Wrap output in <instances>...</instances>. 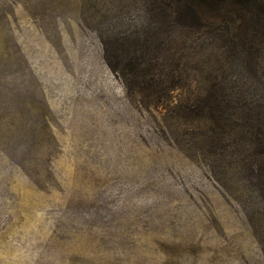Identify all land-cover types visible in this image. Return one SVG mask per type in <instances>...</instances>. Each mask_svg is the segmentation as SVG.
<instances>
[{
	"label": "rangeland",
	"instance_id": "1",
	"mask_svg": "<svg viewBox=\"0 0 264 264\" xmlns=\"http://www.w3.org/2000/svg\"><path fill=\"white\" fill-rule=\"evenodd\" d=\"M165 10L0 0V264H264V155L237 139L264 113V21L220 40ZM212 84L229 140L194 127Z\"/></svg>",
	"mask_w": 264,
	"mask_h": 264
},
{
	"label": "trees",
	"instance_id": "2",
	"mask_svg": "<svg viewBox=\"0 0 264 264\" xmlns=\"http://www.w3.org/2000/svg\"><path fill=\"white\" fill-rule=\"evenodd\" d=\"M161 1L163 7L166 9L165 16L167 19L170 20L176 30L186 35L205 30L210 34H217L220 40L227 39L229 32L225 31L226 29H222V24L241 21L244 29L248 30L246 27H248L250 22L262 23L264 21V0ZM248 55L253 54H245L242 56ZM214 90L215 85L212 84L209 90L200 89L196 93L195 99L197 104L194 109V114L197 119L194 127L197 129L203 128L205 132L211 133L212 136L214 134H222L223 139L229 140L234 137L232 136L234 131L238 130L237 134L239 135V132H242L244 127H239V125L231 123L229 119H223L221 113L218 111L216 99L213 96ZM243 119L245 126L251 120L248 114ZM189 123L192 124L190 121ZM255 125L256 130L251 138L245 139L241 137L237 139L241 143L248 144V148L256 154L264 155V113L256 120ZM245 133L251 135L250 131L245 130Z\"/></svg>",
	"mask_w": 264,
	"mask_h": 264
}]
</instances>
